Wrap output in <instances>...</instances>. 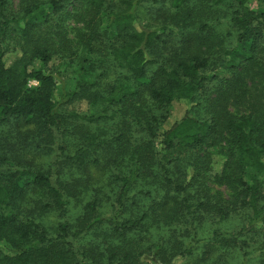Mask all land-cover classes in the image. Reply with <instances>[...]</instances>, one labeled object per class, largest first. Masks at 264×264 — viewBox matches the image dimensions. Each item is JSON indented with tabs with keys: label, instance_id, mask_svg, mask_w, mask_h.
<instances>
[{
	"label": "trees",
	"instance_id": "trees-1",
	"mask_svg": "<svg viewBox=\"0 0 264 264\" xmlns=\"http://www.w3.org/2000/svg\"><path fill=\"white\" fill-rule=\"evenodd\" d=\"M9 1L0 0V125L11 120L30 123L56 131L52 138L60 143L71 118L89 123L116 118L117 133L111 138L85 132L73 153L64 154L58 147L56 160L84 169L88 152L99 162L104 156L109 159L114 149L119 159L112 177L119 186L116 210L107 216L94 211L92 223L105 227L103 248L96 244L83 250L73 242L82 229L73 231L75 225L69 221L50 232L35 217H23L14 202L31 184L53 195L64 215L70 201L50 175L13 167L9 163H18L21 157L10 147L4 153L0 149V264H132L136 255L122 243L151 214L186 224L183 231L192 236L199 217L206 215L213 225L206 239H194L182 250L174 246L169 257L193 255L202 242L209 259L216 245L229 253L236 249L238 235L264 229V87L252 93L245 84L250 72L264 79V0H209L230 12L225 18L233 40L220 48L214 47L224 22L218 12L208 10L206 20L198 22L190 36L178 38L170 28L190 14L183 10L189 0H168L169 18L152 26L142 25L138 11L158 0H18L16 10ZM68 19L77 25L73 40L67 37ZM8 38L14 43H6ZM56 41L64 51L74 43L82 70L74 89L61 100L55 97L61 70L50 65ZM106 77L109 80L100 87ZM29 80L36 86L29 87ZM93 88L97 93H88ZM89 97L100 101L102 108L78 114L58 106L60 101ZM231 102L254 108L233 114L228 112ZM174 104L183 106L184 113L164 128ZM203 148L205 155H199ZM217 156L223 159L221 169L213 172ZM209 183L223 184L233 194L224 199L211 191ZM133 190L146 204L142 208L133 202L137 210L122 218ZM39 203L34 201L37 207ZM248 209L239 229L220 230L231 214Z\"/></svg>",
	"mask_w": 264,
	"mask_h": 264
},
{
	"label": "rangeland",
	"instance_id": "rangeland-1",
	"mask_svg": "<svg viewBox=\"0 0 264 264\" xmlns=\"http://www.w3.org/2000/svg\"><path fill=\"white\" fill-rule=\"evenodd\" d=\"M17 2L18 0H10L9 7L12 10H16ZM169 9L171 7L168 0H158L150 4H143L138 11L139 19L142 25H157L169 18L167 16L171 13ZM183 10L190 14L182 15L184 20L176 19L174 21L175 24L170 25V28L174 29L173 32L178 38H181L183 35L190 36L194 34V31L198 28L197 23L206 20V13L209 10L214 14L218 12L217 14L221 15L224 21L221 25L222 27L219 29L220 33L216 42L214 40V47H227L231 44L233 35L230 32V23L225 18L227 13L229 17L230 12L227 11L225 6L220 8L214 7L209 0H189L188 6ZM164 15L166 16L164 17ZM64 24L69 31L67 37L73 40L74 29L77 25L71 19L65 21ZM6 43L13 44L14 40L8 38ZM176 44H178L177 41ZM55 45L57 46V51L50 61V65L54 70H61V78L55 90L56 99L61 100L62 94L74 89L82 70L77 64L75 53H77L78 48L73 42L70 43L69 51H64L57 41ZM203 49L206 51V44L203 46ZM254 70H257V68H254ZM111 73L113 72L110 71ZM108 80L109 77L102 79L99 82V86L101 87ZM36 84L35 80H29L27 85L35 87ZM245 84L252 93H260V91H263L264 79L255 72H250L245 78ZM97 91V88H93L88 90V93L93 94L97 93ZM98 94L100 93L98 92ZM58 106L63 112L85 114L100 110L103 104L100 101L95 102L89 97L60 101ZM250 108H254L250 103H232L228 105V112L242 114L250 111ZM168 112L170 116L167 122L164 123V128H167L172 121L178 120L183 115L184 107L174 104L169 108ZM116 122L117 119L111 117L103 118L95 123L71 118L67 126L68 130L61 136L60 143L52 138L53 134V137L57 134L56 131L49 133L46 129L35 127V125L30 123L11 120L7 124L0 125L1 151L4 153L5 149L9 150L10 147L13 150L14 156L21 157L18 163L13 160L9 164L21 169L30 168L33 171L47 173L51 176L55 186L62 190L64 198L70 201L66 215H64L62 208L60 209L58 204L55 203L53 195L43 189L33 187V184H31L24 188L25 193L22 197L16 196L14 202L21 208L23 217H25V214L26 218L35 217L50 232L58 227L60 223L69 221L70 224L75 225L73 231L82 229V231L79 230L78 234L73 237V242L76 246L80 249L87 247L96 248L95 245L98 244L103 248V235L101 233L104 232L105 227L102 223L95 221V223H92V221L95 214L94 211L99 212L102 216H107L116 210L115 199L119 181L114 180L112 172L115 170L114 167L119 159L118 154L113 149L109 155V159L104 156L103 159L97 162L94 157H91L92 153L88 152L87 155L90 157L87 156L86 167L84 169L70 162L62 163L59 160L60 163H58L56 160L58 157L56 156L61 153L58 147L63 148L64 154L73 153L82 145V137L86 134L85 132L95 133L99 139L111 138L117 133ZM35 128L38 129V132H34ZM18 131H21L23 134L18 136L14 134ZM102 147L113 148L108 144H103ZM208 149L212 150L213 147ZM16 151L18 152L16 153ZM205 153L206 148H203L198 154L205 155ZM222 160V157H216L215 170L213 172L221 169ZM3 165L7 166L8 163H3ZM209 185L213 193H220L224 199L230 198L233 194L232 190L223 184L209 183ZM132 193L134 198L130 207L126 208L125 212L120 213L122 218L128 217L130 212L133 214L137 210V206L133 202H140L142 208L146 204L145 199L136 196L135 190ZM262 194L264 195V181ZM34 201H41L42 203H39L37 207ZM92 202L96 203L95 208L89 207ZM48 205L50 206L48 207ZM32 208L34 210L31 215L28 212L32 211ZM249 210L245 212L239 210L237 213L231 214L230 217L220 223V230L236 231L239 229L243 225V221H246L248 218L247 214ZM88 224L89 227L86 229L85 226ZM184 225L186 224L182 223V225H178V220H165L159 215L151 214L148 219L142 221L138 228L127 237L126 241L122 243V247L128 249L131 254L136 255L130 261L132 264H264V229L261 228L255 232L238 235L236 238L237 246L235 247L237 250L229 251V249V253L227 251L223 253L222 249L217 248L218 245H216L209 259H206V246L201 245V242L193 248L195 250L193 255L182 254L178 256L175 254L169 257L167 253L174 251L171 250L174 246L182 250L188 243L193 244L194 239L204 240L211 235L212 224L206 221V215H203L201 218L199 217L198 222L195 224L194 236L183 231ZM109 240L107 239V241ZM240 245L241 247L238 248ZM164 253H166L165 256Z\"/></svg>",
	"mask_w": 264,
	"mask_h": 264
}]
</instances>
